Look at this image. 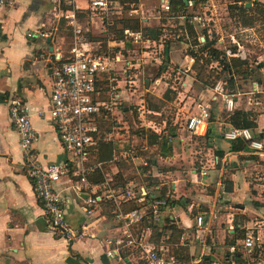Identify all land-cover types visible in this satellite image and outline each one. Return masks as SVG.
<instances>
[{"label": "crops", "instance_id": "0c3cea01", "mask_svg": "<svg viewBox=\"0 0 264 264\" xmlns=\"http://www.w3.org/2000/svg\"><path fill=\"white\" fill-rule=\"evenodd\" d=\"M212 1L186 0L183 10L205 11L212 21L204 27L194 25L213 39L215 48L224 51L230 46L232 52L239 51L241 55H228L226 59L234 56L246 61L249 73L241 77L230 71L233 83L225 82L228 93L232 94V107L225 109L221 97L202 85L194 107L197 109V102L211 104L206 134H195L179 122L166 140L168 150L161 143H147L145 139L144 147L155 152L156 157L149 159L144 172L147 159L135 152L129 159L113 153L105 160L103 171L111 178L108 185L118 195L132 187L136 203L146 200L140 204L142 207L147 206L152 196L165 199L158 207L160 218L154 229L139 223L132 225L133 231L147 235L159 254H173L181 259L200 257L206 264H242L248 259L241 250L244 227L254 222L264 224V37L258 39L259 46L253 50L233 33H227L229 45L218 47L223 35ZM245 1L249 5H244ZM233 3L249 7L245 10L248 15H258L256 6H262L264 0H226L227 17L235 21L237 6L228 7ZM64 11L60 0H12L10 5H0V264H141L136 262L134 252L124 246L119 247L118 255H106L105 249L112 245L107 241L119 238L120 223L113 215L108 217L101 204L87 215L80 207L81 199L65 189L67 183L63 180L56 186L69 198L64 221L82 232L70 239L52 233L25 175L24 153L8 118L7 98L18 95L28 104L29 119L37 133L31 152L40 162L64 159L52 124L36 113L47 104L51 70L56 57L62 55L55 29L61 17L64 18ZM243 29L251 30V26L245 25ZM250 53L256 59L254 65ZM234 109L249 112L248 116L255 122L253 131L263 143L262 150H254L247 144L233 149L234 140L222 136L223 129L232 125L226 115ZM178 111L180 108L176 107V114ZM213 120L218 123L214 130ZM214 131L218 137L213 135ZM190 134L195 136L191 138ZM122 160L129 167L120 168ZM120 171L125 177L124 190L119 184L113 185L112 179ZM134 175L139 176L138 181ZM101 176L103 179L102 173ZM137 189L145 191L140 200ZM198 212L203 215L200 226L194 220ZM261 229L264 232V227ZM258 258L264 264V252L252 263L256 264Z\"/></svg>", "mask_w": 264, "mask_h": 264}, {"label": "built area", "instance_id": "2783aa9c", "mask_svg": "<svg viewBox=\"0 0 264 264\" xmlns=\"http://www.w3.org/2000/svg\"><path fill=\"white\" fill-rule=\"evenodd\" d=\"M150 1L82 0L83 3L79 4L77 0H60L65 6L63 15L65 24L70 28L75 42L70 49L69 56L58 55L56 57V62L51 70L52 81L47 104L45 108L37 109L36 113L40 118L46 117L52 124L64 159L42 163L31 152V145L36 140L37 133L29 119V106L20 96L11 95L7 98V114L11 125L18 134V145L24 153L25 175L30 181L34 195L41 205L47 227L52 233L70 239L82 232L64 221V209L69 198L66 197L62 189L56 186L63 180L67 183L65 189H70L81 199L80 207L87 215L91 214L94 209L100 208V202L104 199L110 201L113 219L120 223L122 229L119 238L107 241L112 245L105 249L106 255H118L119 247L124 246L134 252L136 262L141 264H206L200 257L181 259L173 254L163 256L158 253L157 248L149 241L144 232L133 231L132 225L141 221L146 213L145 207L138 206L123 211L120 202L134 195L132 189L127 187L123 191V195H118L108 185L111 178L105 176L102 161L93 160L94 135L98 129L99 118L103 117L105 111L110 109V105L119 102L120 92H113L112 89L102 90L101 83L111 80V73L116 69L111 65L108 55L99 52L102 45L100 43L93 44L83 36L88 27L81 25L80 17L82 14L91 20L93 17H97L100 24L104 22L109 24L108 19L111 16H125L137 22L141 20L146 24L142 26L158 27V35L149 37L137 28L126 26L122 28L124 39L115 42L122 45L125 41L131 45L139 43L144 49L157 44L162 46V51H165L164 45L167 44L168 49V43L164 38L171 36L167 35L166 31L164 32L163 26L169 21L168 17L173 14L172 3L171 0H155L156 4L150 7L147 5ZM10 4H12V0H0L2 6ZM177 17L181 18V28L183 29L185 21L191 26L196 23L200 27H204L206 23L212 21L209 15L206 16L205 11L199 12L198 10L186 13L182 9ZM149 19H155L156 24H150ZM101 30L105 31L104 28ZM38 34L46 35L42 32H38ZM27 35L31 36L32 34L27 32ZM199 37L204 39L202 31ZM207 38L210 37L207 36ZM212 45L214 46V44ZM224 53L225 55L241 56L239 51L232 52L229 47L224 49ZM115 58L118 56L116 55ZM188 58L192 60L191 56ZM141 62L140 58L126 57L122 72L139 67ZM101 74L103 77L100 76ZM223 78H217L210 89L213 94L221 97L223 107L230 109L233 102L232 94L228 93ZM180 85L183 83L180 82ZM208 122V103L197 102L196 111L185 117L183 126L195 134L204 135L208 131ZM145 126L151 128L155 133L161 131L155 127L151 120H148ZM110 134V132L106 133L107 137L104 135V139L111 140ZM221 134L228 140L242 139L248 147L254 150L263 148L262 141L255 137L247 127L231 125L223 129ZM137 135L144 144L145 136L139 132ZM134 150L135 145L131 142L127 151ZM133 153L120 152L122 156H127V154L132 156ZM120 154L116 156L118 157ZM96 172L103 174V179L99 182L91 181L87 176ZM137 193L138 200H140L145 191ZM164 202L163 197L152 196L146 206L155 223L160 218L158 207ZM202 219V213H196L194 216L195 225L200 226ZM263 227L264 224L257 222L244 227L241 250L248 259L242 264H253L252 261L255 257L264 252V232L261 229ZM255 263L262 264L260 258L256 259Z\"/></svg>", "mask_w": 264, "mask_h": 264}, {"label": "rangeland", "instance_id": "374dc122", "mask_svg": "<svg viewBox=\"0 0 264 264\" xmlns=\"http://www.w3.org/2000/svg\"><path fill=\"white\" fill-rule=\"evenodd\" d=\"M79 2L83 3L82 0H79ZM212 3L216 22L220 26L223 35L222 44L218 47L229 45L227 33H233L245 43L248 49L252 48L254 50L259 46L258 39L261 40L264 37V17H254L247 14L238 15L236 21H233L227 17L226 0H213ZM155 4V0L147 3L150 7ZM206 4L212 8L211 3L207 2ZM180 11L181 9L173 10V14L168 17L169 21L163 26L165 28L164 32L166 31L167 35L171 36L164 38L168 43V49L165 52L162 51V46L160 47L157 44L144 49L139 43L132 45L127 41L123 45L116 43L119 39H124L123 27L137 28L144 33L142 25L146 24L141 20L138 22V27H136V21L125 16H111L108 19L109 24L106 22L100 24L97 17H93L92 20L84 14L80 17L81 25L88 27L83 36L93 44L100 43L102 47L99 52L108 55L111 59V65L116 69L111 73V80L101 83L104 91L112 89L113 92H120L119 102L110 105V109L105 111L101 120L104 135L108 132L111 133V140L108 142L111 143L113 148L112 153L127 152L130 154L135 152L143 155L149 162L155 152H148V148L144 147L143 142L138 137V132L145 136L147 143H149V140L158 143L160 137L168 141L174 125L179 122L183 123L187 115L196 111L194 104L195 97L198 96V90L202 88L203 84L207 87L212 86L218 78L220 70L216 67V62L210 61L207 55L199 49L204 40L199 37L201 34L199 27L192 26V32H189L186 25H184V29L181 28V18L177 17ZM60 20L55 29V35L61 45L62 55L66 57L71 54L70 49L75 39L70 28L66 26L65 19L62 20L61 17ZM148 22L152 25L156 24L155 19H149ZM245 25L251 26V30H244L243 26ZM102 28L105 31H102ZM248 33H250L249 37L247 36ZM142 54L144 56H141ZM116 55L118 58H115ZM248 55L251 64L254 65L256 59H252L254 57L253 53ZM190 56L192 60L188 58ZM226 56L228 55H225V58ZM126 57L140 58L142 62L139 67L122 72ZM144 79H148L147 86L144 85ZM180 81H186V83L180 85ZM228 90L233 91L234 88L231 90L228 87ZM207 103L212 108L210 102L207 101ZM176 107L180 108L177 114ZM148 120H151L155 127L161 130L158 134L145 126ZM217 124V120H213V130ZM213 135L218 137L215 131ZM190 136L193 138L192 136L195 135L190 134ZM105 137L107 136L105 135ZM131 142L135 145V150L132 152L127 151ZM185 152L189 153L188 150ZM128 154L127 156L121 154L119 156L122 159H129ZM122 163L129 167L127 162Z\"/></svg>", "mask_w": 264, "mask_h": 264}, {"label": "trees", "instance_id": "16d2710c", "mask_svg": "<svg viewBox=\"0 0 264 264\" xmlns=\"http://www.w3.org/2000/svg\"><path fill=\"white\" fill-rule=\"evenodd\" d=\"M237 1V0H234ZM242 1V0H240ZM246 2V1H245ZM172 3V8L173 10H177V9H183L184 6V1L183 0H171ZM238 9L237 14L234 17V20L236 21V17L238 15H246L245 10L249 9V7H245L243 6L242 3H240L239 5H236L235 3H233L232 5H228L229 8L231 7H236ZM256 9L258 11V15L256 14H252L254 17H264V4L262 6H256ZM248 15V14H247ZM63 20V19H62ZM135 26L138 27V22H135ZM185 25L188 28L189 32H192V26L190 23L185 21ZM142 28H144V33H146L149 37H156L159 33V29L158 27L154 26V27H148V26H143ZM204 40L201 43L199 49L207 55L208 59L211 61H215L216 62V66H220V73L218 75V78L221 77L222 75L225 78V82L227 85H232L233 81L231 78L230 73L232 72L233 74H239V76L241 77H245L248 73H249V68L248 65L246 64V61L244 59H240L238 57H229L228 59L225 58V54L224 51L219 50L217 48H215L212 44H213V39H209L207 38L206 34L204 35ZM165 51L167 50V44L164 45ZM164 51V52H165ZM192 54V51H191ZM192 56V55H191ZM222 68V69H221ZM231 71V72H230ZM103 77V75L101 76ZM203 86H206L203 84ZM211 87V86H210ZM249 112L247 111H241L239 109H234L232 110L230 113H228L226 115V119L228 120V122H230L233 126H242V127H247L249 128L252 133L254 134L255 137L258 138L259 135H257L254 131L253 128L255 126V122L253 121L252 118H250L248 116ZM211 117L210 113H209V118ZM103 118L100 117L99 121H98V129L94 135L95 138V145H94V150H93V160H99L102 161V166L104 165L105 160H107L108 158H110L112 156V146L111 143H109V140L104 139V131L101 127V120ZM149 143H152L151 140L148 141ZM158 143H161L162 146H164L166 144V139L163 137H160L158 140ZM246 144L242 139H234L233 141V145L232 148L236 149V148H242L244 147ZM165 149L168 150V147H166V145L164 146ZM123 161H120V168H127L126 165H124L122 163ZM149 162H147L146 165L143 166L142 172H144L146 170V167L148 165ZM122 169V170H123ZM88 178L91 181H100L102 179V176L99 172H96L95 174H91V175H87ZM126 176V175H125ZM128 176V174H127ZM126 176V177H127ZM125 177L122 176V171L118 172L117 175L114 176V178L112 180H114L113 185H121L123 190L125 189L126 186H124V182L123 179ZM134 178L136 181H138L139 176L134 175ZM131 189H133L131 187ZM135 190V189H134ZM138 191V189H137ZM110 201L107 199H104L103 201L100 202V204L103 207V211L105 212V214L108 217L112 216V213L110 212V206H109ZM142 203H146L145 201H142ZM140 203V204H142ZM139 203H136V195H133L127 199H125L124 201L120 202V207L121 209L127 210L133 207H138V206H142ZM145 207V211L146 213L144 214V216L142 217L141 221H139L138 223L141 226H148V227H152V229L155 228L156 223L152 221L151 219V213L149 211V209H147L148 207H146V204L144 205ZM241 233H239L237 236H240Z\"/></svg>", "mask_w": 264, "mask_h": 264}, {"label": "water", "instance_id": "95a60500", "mask_svg": "<svg viewBox=\"0 0 264 264\" xmlns=\"http://www.w3.org/2000/svg\"><path fill=\"white\" fill-rule=\"evenodd\" d=\"M186 3V0H183ZM244 5H249V1L244 2ZM51 49V47H49ZM144 85L147 86L148 85V79H144Z\"/></svg>", "mask_w": 264, "mask_h": 264}]
</instances>
